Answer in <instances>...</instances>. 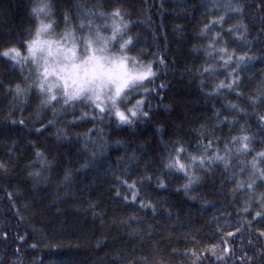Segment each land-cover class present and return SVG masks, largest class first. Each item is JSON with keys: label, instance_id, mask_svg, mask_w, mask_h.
<instances>
[{"label": "trees", "instance_id": "16d2710c", "mask_svg": "<svg viewBox=\"0 0 264 264\" xmlns=\"http://www.w3.org/2000/svg\"><path fill=\"white\" fill-rule=\"evenodd\" d=\"M221 2L0 0V52L20 38L30 40L42 21L50 22L57 34L72 28L79 39L97 26L108 32L112 18L107 14L122 8V22L127 23L119 42L133 38L122 51L152 62L155 76L145 80V89H156L146 97L152 119L129 125L101 119L85 99L48 101L32 83L29 64L22 71L0 58V161L8 165L0 169V233H8L7 241L0 240V264H193L197 259L216 264L226 250L235 252L227 256V264L244 253L253 257L252 264H264V237L257 231L264 229V219L255 216L264 206V183L247 189L264 169L259 158L255 168L251 163L264 150L259 121L264 103L249 100L259 97L264 85V12L257 7L260 0H231L233 8L243 6V14L225 15L213 7ZM40 3L48 8L37 16L31 9ZM222 15L223 30L217 25L203 31ZM230 27L235 31L223 34ZM215 33H222V40L211 41ZM112 48L120 49L116 42ZM220 48L234 57L228 71L219 62ZM245 53L238 69L242 82L230 89L229 72ZM208 66L212 71L205 72ZM221 82L224 87L216 89ZM17 83L28 89L26 94L13 95ZM161 83L165 87L156 88ZM50 120L55 124H47ZM41 123L47 130L37 132ZM244 134L252 138L249 149L237 152L239 144L232 137ZM205 137L213 141L208 151L196 146L207 143ZM178 139L193 155L206 157L203 166L181 157L197 177L191 183L183 172L164 166L170 142ZM36 148L43 157L35 156ZM35 170L40 174L29 175ZM142 178L143 184L129 187ZM158 178L166 187L158 185ZM134 191L145 203L151 201L155 211L141 208L139 199L132 201Z\"/></svg>", "mask_w": 264, "mask_h": 264}, {"label": "snow or ice", "instance_id": "6c2138e0", "mask_svg": "<svg viewBox=\"0 0 264 264\" xmlns=\"http://www.w3.org/2000/svg\"><path fill=\"white\" fill-rule=\"evenodd\" d=\"M213 7L219 9H223L225 11V15L228 12H236L243 14V6L237 5L233 8L231 4V0H222L221 3H215ZM261 12H264V0H260L257 5ZM48 8V5L45 3L37 4L32 7V13L37 16L45 11ZM124 10L120 7L113 8L112 12L107 14L112 18L111 22V36L105 37L98 30L95 33V36H87L81 37L83 41L84 47L82 48V52L84 53L83 57L77 55L76 49L77 44L75 42L72 43L71 47H65L64 44L60 41H48L40 39L41 32L51 27V24H45L41 22L40 26L37 28L35 37L30 40H23L20 38L15 43L12 44L11 47L5 48L2 52H0V58H4L6 62L12 63L14 67L19 66L23 71V65L26 62L39 64V59H44V67L43 72L39 76L38 88L42 91H47L52 93L53 88L56 87L57 84H62L64 89V95L71 98L75 96L85 95L93 102L94 111L98 112L100 118L102 119L104 116H107L110 120L117 119L119 122L125 124H134L136 120H151V112L152 106L150 102L147 100V95L150 92H155L156 89H144V94L140 99H135V96L141 95L140 88L142 84L139 82L145 81L146 78H152L155 76L153 72L152 62L150 61L146 65H141L139 68L133 66H128V57L125 54L124 56H112L108 54V48L110 41H115L119 44L120 49H126L128 45H131L133 42V38L131 36L128 39L123 40V43H120L119 40L122 37L119 35L123 32L124 25L127 23L126 21L122 22L121 13ZM102 15H104L102 13ZM65 20L67 21L68 17L65 14ZM226 23L225 16L222 15L220 17L215 18L210 21L209 25H206L204 28V32H210L211 28L219 25L223 30V24ZM87 25L91 28L92 21H87ZM85 26L84 22H81L80 28L83 29ZM245 31H247V25H244ZM235 30L230 27L227 30V33L223 34H231ZM236 36L242 37V33L236 32ZM65 36H70V33H65ZM222 33H215L211 36V41L219 42L222 40ZM63 40V37H62ZM74 41V37H73ZM227 43V41H225ZM19 44L21 47H17ZM55 45V47H53ZM134 46V45H133ZM26 47L27 55H25L22 51V48ZM213 51H216L215 43L211 44ZM218 54L220 55V63H223L225 67V71H228L230 68L229 61L233 60V55L228 53L227 48H220ZM247 53L236 57L237 68L231 69L229 75L232 76V82H230L226 87L230 89H234L238 86L241 81L240 76L238 75V69L240 66V62L244 60V57ZM50 57L54 59H49ZM132 60L135 61V57H132ZM160 63H163V58H159ZM212 71L211 66L205 68V72ZM55 78L54 80L50 78ZM27 79V78H25ZM149 83L151 80L148 81ZM32 83H35L33 81ZM3 86L2 81H0V87ZM31 85H29V88ZM165 85L163 83L156 86V88L163 89ZM224 87L223 82L216 85V89ZM9 90L12 91V86H9ZM127 90V91H126ZM215 90V89H214ZM28 89H24L21 87L19 83L15 84L13 95L17 96L19 94H26ZM90 94V95H89ZM131 94V95H130ZM158 94V93H157ZM238 95H242L238 93ZM56 95L52 93L48 97V101L55 100ZM135 102L133 103V100ZM249 100L255 104L258 102L264 103V85L261 86L259 90V97H249ZM43 103V102H42ZM67 103V100H65ZM121 105H124L122 108ZM233 108H237V105H231ZM147 108V111L144 109ZM241 112H244V109H239ZM55 111V110H54ZM83 115L87 116V113ZM74 119H76L74 117ZM95 119V117H93ZM259 121L262 125H264V116L259 117ZM16 123V121H13ZM20 124H23L24 121L20 120ZM47 124L54 125L55 121L50 120L47 121ZM41 129L47 130L46 124L41 123L40 129H36L37 132H40ZM242 132H245L244 128H241ZM62 130L58 129V137L59 133ZM251 137L247 134H244L240 137H232L233 142L239 144V147L236 149L237 152L247 151L249 149V142L251 141ZM205 140L207 138L205 137ZM172 147L168 151V155L165 158L164 166L166 168H176L178 171L183 172L185 175L189 177V183L192 180L197 179V177L188 171V165L183 162L181 157H187L191 161H199L203 166L206 157L204 155H193L189 152L188 147L185 146V142L183 139H178L170 142ZM261 143H264V140H261ZM197 148H203L205 151H208L213 146V141L207 140V143L204 141H198ZM35 148V144H33ZM254 151V149H253ZM174 153V155H173ZM35 156L37 158H41L44 156V152L40 148H36ZM257 158H259L260 162H264V150L257 152L256 157L252 160V167L255 168L257 165ZM208 159H212V157H208ZM215 159H222L218 155ZM30 162L26 167H30ZM41 164L48 163L51 164L50 161L45 159H40ZM227 160L225 159V165L227 166ZM8 165L2 161H0V169L7 170ZM39 175V170H35L34 173H29V175ZM148 180L151 177L147 178ZM264 183V169H260L258 174H256V179L252 180L251 183L247 184L248 190H253L256 182ZM122 183H124L122 181ZM144 183V179H138L134 181L133 184L129 185L130 188H135V184ZM158 185L160 187H166L165 182L162 178H158ZM187 187V185H185ZM238 187L243 188L244 184H238ZM10 195V194H9ZM117 195H121L120 192H117ZM261 200L264 201V193L260 194ZM128 199V197H124ZM132 201H137L139 199V206L141 208H149L151 207L153 211H155V206L151 204V201L145 203L143 199H140L139 193L134 191L131 196ZM256 217L260 219H264V206H262L261 211H257L255 213ZM261 237H264V229L257 230ZM229 236H233V233H229ZM8 233H0V240L7 241ZM18 240L24 241V236H19ZM242 250V249H241ZM214 254V253H213ZM234 256L235 252L225 251L224 255L216 257V264H227V256ZM253 257H249L247 253L239 259V261H234V264H252ZM193 264H202L201 260L197 259L193 262Z\"/></svg>", "mask_w": 264, "mask_h": 264}, {"label": "rangeland", "instance_id": "374dc122", "mask_svg": "<svg viewBox=\"0 0 264 264\" xmlns=\"http://www.w3.org/2000/svg\"><path fill=\"white\" fill-rule=\"evenodd\" d=\"M43 22V21H42ZM111 22H112V19H110V22H109V25H110V28H111ZM45 24H51L50 22H43ZM41 22L39 23L38 27L40 26ZM37 27V28H38ZM37 30V29H36ZM96 30H97V27L95 28L94 31H91V32H84L81 36L82 37H87V36H95V33H96ZM98 30L101 34H103L105 37H110L111 36V30L108 31V32H104L103 30H101V28L98 27ZM70 33V36H65V33ZM36 33V31H35ZM35 33L34 35L32 36L31 39H33L35 37ZM62 37H63V40H62ZM73 37H74V41H73ZM40 39L42 40H48V41H60L64 44L65 47H71L72 46V43L75 42L77 44V49H76V52H77V55L80 56L81 58L83 57L84 53L82 52V48L84 47L83 45V41L82 39L78 38L77 34H76V31L73 30L72 28H69L67 30H65L64 32L62 33H54L53 32V28H52V25L50 28L46 29V30H43L41 32V35H40ZM115 43V41H110L109 43V48H108V54L109 55H112V56H124L125 54L127 55L128 57V66L131 68L133 66L139 68L142 64L143 65H146L148 63H143V62H140L136 57H135V61L132 60V57L134 56H131V55H128L127 53H125L124 51H122L123 49H118V50H115V48H112V45ZM120 43H123V41H120ZM119 45V44H118ZM53 47H55V45H53ZM25 55H27V49L25 47V51L23 52ZM50 60L51 59H54L52 57L49 58ZM29 64L30 65V70L33 72V75H34V79H35V82L37 83V86H38V83H39V76L42 74L43 72V67H44V59L43 58H40L39 59V64H36V63H31V62H26V65ZM52 80H54L55 78H50ZM147 79V78H146ZM140 84H142V87L140 88V93H143L144 92V89H145V81H142V82H139ZM42 91V90H41ZM127 91V90H126ZM45 95V91H42ZM52 93H54L56 95V98L57 97H63L65 100L67 101H70L72 99H77V98H81V99H85L89 102H91L93 104V102L88 98V96H85V95H81V96H75V97H67L64 95V89L62 87V84H57L55 88H53L52 90ZM52 93H49V95L47 96V100H48V97L50 95H52ZM90 95V94H89ZM131 95V94H130ZM46 96V95H45ZM141 97L140 96H135V99H140ZM135 99L133 100V103L135 102ZM52 101V100H51ZM121 107L123 108L124 105H121Z\"/></svg>", "mask_w": 264, "mask_h": 264}, {"label": "clouds", "instance_id": "9594fccd", "mask_svg": "<svg viewBox=\"0 0 264 264\" xmlns=\"http://www.w3.org/2000/svg\"><path fill=\"white\" fill-rule=\"evenodd\" d=\"M129 37V36H128ZM128 39V38H127ZM45 95L48 96L49 95V92L45 91Z\"/></svg>", "mask_w": 264, "mask_h": 264}]
</instances>
